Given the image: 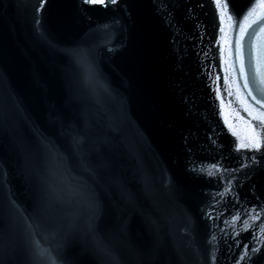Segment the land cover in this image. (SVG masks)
Masks as SVG:
<instances>
[{"label":"water","instance_id":"obj_1","mask_svg":"<svg viewBox=\"0 0 264 264\" xmlns=\"http://www.w3.org/2000/svg\"><path fill=\"white\" fill-rule=\"evenodd\" d=\"M224 3L0 0V264H264V109L229 62L247 15L255 74L264 16Z\"/></svg>","mask_w":264,"mask_h":264},{"label":"snow or ice","instance_id":"obj_2","mask_svg":"<svg viewBox=\"0 0 264 264\" xmlns=\"http://www.w3.org/2000/svg\"><path fill=\"white\" fill-rule=\"evenodd\" d=\"M40 4L43 5L45 3V0H39ZM86 3L92 4V3H100L103 4L105 2V0H85ZM108 3H115L116 0H107ZM217 3V9L219 14L221 15V18H223L224 14L227 12V4L224 3V0H216ZM257 7H259L260 11L255 13V18L256 19H260L261 16H264V0H257V3L252 5V9H256ZM252 9H250L249 11L251 12ZM37 12L40 11L39 8L36 9ZM229 19H231V17H229ZM246 21H248V16L246 15L244 20L240 21L241 24V29L238 33L235 34V54L234 57L232 55V52L229 51V62L231 63L232 60L234 59L235 65L236 67L239 68V72L238 74L235 71H231L230 75L232 76V80L233 83L236 81L237 77L238 79L243 83V88L246 92V94L249 97H253L255 99V103L260 105V109H264V100H261L259 98H255L253 96V91L250 90V87L252 85H258V89H264V51H261L260 55H259V59L258 62L256 64V70H255V74H249L246 73L245 71V58H246V52H245V48L247 47V45L244 43L243 41V34L244 31L247 28V23ZM222 24H223V19L221 20ZM231 39V37H229ZM221 51L223 52V48L221 49ZM248 56H250L252 59L256 60L257 59V55H256V50H255V45H252L251 51H249L247 53ZM223 59V58H222ZM227 82V80H226ZM219 98V96H218ZM245 105L247 106V102H244ZM257 111V115L254 116V119H257L260 121V123L262 125H264V111ZM261 137L258 135V129L254 130L247 143L245 144H241V143H237L236 144V148L240 149L241 147H245L248 149H260L261 148ZM235 219V217L233 218Z\"/></svg>","mask_w":264,"mask_h":264}]
</instances>
